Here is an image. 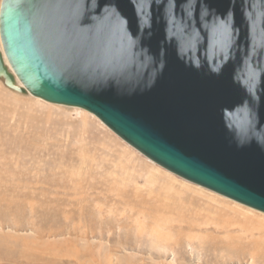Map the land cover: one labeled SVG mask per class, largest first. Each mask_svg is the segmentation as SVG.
I'll list each match as a JSON object with an SVG mask.
<instances>
[{"label":"water","instance_id":"95a60500","mask_svg":"<svg viewBox=\"0 0 264 264\" xmlns=\"http://www.w3.org/2000/svg\"><path fill=\"white\" fill-rule=\"evenodd\" d=\"M0 44L8 89L264 214V0H0Z\"/></svg>","mask_w":264,"mask_h":264},{"label":"rangeland","instance_id":"374dc122","mask_svg":"<svg viewBox=\"0 0 264 264\" xmlns=\"http://www.w3.org/2000/svg\"><path fill=\"white\" fill-rule=\"evenodd\" d=\"M187 183L0 80V264H264V214Z\"/></svg>","mask_w":264,"mask_h":264},{"label":"bare ground","instance_id":"6f19581e","mask_svg":"<svg viewBox=\"0 0 264 264\" xmlns=\"http://www.w3.org/2000/svg\"><path fill=\"white\" fill-rule=\"evenodd\" d=\"M1 45V44H0ZM0 49L2 50V47H0ZM6 60V59H5ZM6 64H7V61H6ZM8 65V64H7ZM8 67H10L9 65H8ZM18 82V81H17ZM18 84L19 85H21L20 84V82H18ZM53 105V104H52ZM57 106H60V105H57ZM75 109H77V108H75ZM25 154V153H24ZM27 158V157H26ZM149 160V159H148ZM152 162V161H151ZM154 163V162H153ZM43 170V169H42ZM35 172V171H34ZM47 175V174H46ZM38 178V177H37ZM13 180V179H12ZM23 180V179H22ZM148 180V179H147ZM40 181V180H39ZM23 182V181H22ZM49 183H51V182H49ZM154 183V182H153ZM21 184V183H20ZM188 184V183H187ZM186 184V185H187ZM10 185V184H9ZM153 186V185H152ZM151 187V186H150ZM163 187V186H162ZM167 187V186H166ZM28 188V187H27ZM47 188V187H46ZM155 188V187H154ZM14 190V189H13ZM167 191V190H166ZM54 196V195H53ZM56 196V195H55ZM103 197V196H102ZM223 197V196H222ZM86 198V197H85ZM225 198V197H224ZM27 199V198H26ZM140 199V198H139ZM137 202V201H136ZM135 202V203H136ZM35 203V202H34ZM38 203V202H37ZM145 204V203H144ZM137 205V204H136ZM6 206V205H5ZM4 206V207H5ZM19 206V205H18ZM29 206V205H28ZM41 206V205H40ZM43 206V205H42ZM86 207V206H85ZM156 208V207H155ZM21 209V208H20ZM110 209V208H109ZM131 209V208H130ZM157 209V208H156ZM159 209V208H158ZM161 209V208H160ZM250 209V208H249ZM60 210V209H59ZM134 210V209H133ZM136 210V209H135ZM252 210V209H251ZM4 211V210H3ZM46 212V211H45ZM42 214V213H41ZM145 214V213H144ZM262 214V213H261ZM36 215V214H35ZM28 216V215H27ZM6 217V216H5ZM20 217H22V216H20ZM29 218V217H28ZM56 218V217H55ZM137 218V217H136ZM13 219V218H12ZM40 219V218H39ZM38 219V220H39ZM113 219V218H112ZM87 220V219H86ZM114 220V219H113ZM10 221V220H9ZM12 221V220H11ZM249 221V220H248ZM84 222V221H83ZM167 222V221H166ZM39 223H41V222H39ZM250 223V222H249ZM160 224V223H159ZM15 225H17V224H15ZM67 225V224H66ZM52 226V225H51ZM21 229V228H20ZM62 230V229H61ZM74 230V229H73ZM124 230V229H123ZM77 231V230H76ZM41 232V231H40ZM126 232V231H125ZM76 233V232H75ZM64 234V233H63ZM121 234V233H120ZM86 235V234H85ZM117 235V234H116ZM82 236V235H81ZM84 236V235H83ZM30 239V238H29ZM45 239V238H44ZM112 239V238H111ZM35 240V239H34ZM45 242V241H44ZM43 242V243H44ZM41 244V243H40ZM61 244V243H60ZM68 244V243H67ZM124 244V243H123ZM124 247V246H123ZM69 254V253H68ZM79 260V259H78Z\"/></svg>","mask_w":264,"mask_h":264},{"label":"snow or ice","instance_id":"6c2138e0","mask_svg":"<svg viewBox=\"0 0 264 264\" xmlns=\"http://www.w3.org/2000/svg\"><path fill=\"white\" fill-rule=\"evenodd\" d=\"M74 63H75V61H74ZM84 67H87V65H84ZM116 71H118V69H116Z\"/></svg>","mask_w":264,"mask_h":264}]
</instances>
